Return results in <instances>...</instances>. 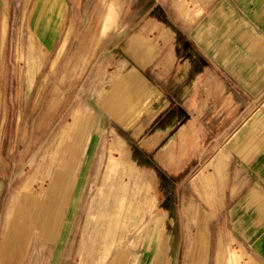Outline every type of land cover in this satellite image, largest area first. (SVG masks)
<instances>
[{"label": "crops", "instance_id": "0c3cea01", "mask_svg": "<svg viewBox=\"0 0 264 264\" xmlns=\"http://www.w3.org/2000/svg\"><path fill=\"white\" fill-rule=\"evenodd\" d=\"M149 1L151 12L141 13L139 26L147 17L149 35L158 28V20L167 23L168 29L174 33L169 39H164L168 51L159 58L157 67L149 68L140 60L125 71L120 67L115 72L118 75L114 76L113 86L97 99L99 112L111 122L124 124L123 127L133 133L140 134L149 124L157 123L153 128L155 143L151 148H157L158 161L162 158L167 164H174L173 159L178 155L176 162L183 165L184 171L197 161L200 164L207 158L213 160L210 167L219 177L222 176V183L209 181L211 186L217 187L215 202L208 200L204 207L193 204L184 207L183 230L192 231L193 239L197 231H203V261L209 264L214 232L212 225L220 219L222 224L215 227L216 246L221 231H230L238 238L234 236L236 242L240 239L243 243L239 244L253 264H264V0H168L171 5L167 13L161 9V0ZM87 2L76 0L77 5ZM69 11L66 0H34L25 22L28 32L23 42L25 52L16 47L13 56L15 68L11 63V68L7 65L1 72L4 85L3 88L0 86V252L10 251L11 244L16 246L17 231L10 230L15 206L21 202V196H16L19 178L24 172L21 166L28 163L39 135L47 131L53 120L51 109L55 90L52 91L51 87L57 85L54 81L58 82L59 62L67 54L75 29L74 21L66 22ZM106 11L86 19L88 29L96 32L99 28L96 44L108 40L111 24L102 32ZM75 20L77 24L80 22L77 14ZM126 20L120 28L128 27L127 22L133 19L127 17ZM65 23H68L67 28ZM63 27L67 31L62 38ZM7 32V21H3L0 30V61L3 64L7 60ZM154 51L152 49L151 56L155 57ZM170 56L173 60L166 66L164 62ZM20 59V64L24 61V67L21 69L22 79L17 81L15 77L20 72L17 73L19 67L16 63ZM173 87H176L175 94L171 90ZM22 89L27 93L23 99L20 96ZM181 90L183 96H179L177 101L175 97ZM178 107L183 108L185 115L182 129L171 135L170 125L176 117L166 124L170 116L165 117V113ZM145 113L149 114V119L143 118ZM8 114L14 120V129H11L16 133L10 135L11 141L5 134L10 124ZM181 132L182 145L177 147L170 141L179 139ZM166 138L169 144L160 147V141ZM33 139H37L35 143ZM22 144L26 146L24 151L22 148L18 150ZM181 156L184 159H180ZM87 170L79 167L80 177L70 183L71 178L63 181V177L71 174H66L65 170H57L53 174L51 168L48 178L56 177L51 190L54 198L62 189L66 190L67 185L68 188L74 185L71 201L74 210L85 181V175L83 179L81 177ZM142 171L152 173L153 179L157 180L154 170ZM206 177L200 174L198 180ZM196 186L192 181L189 183L195 195ZM54 200L58 203L57 199ZM214 203L215 207L212 206ZM59 210L54 212L56 216ZM167 218L168 225L173 226V218L169 215ZM71 219L68 215L60 230L63 235L69 232ZM192 220L196 221L193 230ZM52 228V231H37L45 244L49 241L54 244L52 237L60 233L54 230L55 226ZM23 232L18 250L23 247L26 235H30L28 231ZM247 248L254 257L248 254Z\"/></svg>", "mask_w": 264, "mask_h": 264}, {"label": "rangeland", "instance_id": "374dc122", "mask_svg": "<svg viewBox=\"0 0 264 264\" xmlns=\"http://www.w3.org/2000/svg\"><path fill=\"white\" fill-rule=\"evenodd\" d=\"M33 1L0 0V30L3 21H7L8 29L7 60L5 64L0 61L2 88V69L7 65L11 68V63L15 68L13 56L16 47L25 52L23 42L28 33L25 22ZM66 3L70 8L66 22L74 21L75 29L67 54L59 62L58 82L54 81L57 85L51 87L52 91L55 90L51 109L53 120L47 131L39 135L40 139L32 149L28 163L21 166L24 172L19 178L16 195L21 196V202L15 206L10 230L17 231L16 246L11 244L10 251L0 252V264H204L203 231H197L194 239L192 231L185 232L182 211L189 205L204 207L208 200L215 202L217 187L211 186L209 181L222 183V176L219 177L210 167L213 160L207 158L200 164L197 161L184 171L183 165L179 166L176 162L178 155L173 159L174 164L170 162L169 165L162 158L158 161L157 148H151L155 143L152 135L157 123L149 124L140 134L133 133L123 127L124 124L111 122L99 112L101 110L97 105V99L113 86L114 76L118 75L115 72L120 67L125 71L136 66L139 60L149 68L157 67L159 58L168 51L164 39H169L174 33L162 19L158 20L160 23L153 34H147V17L142 19L144 21L139 26L141 16L151 12L152 5L147 0H106V3L105 0H88L84 5H77L76 0H66ZM170 5L168 0H161V9L166 13ZM105 11L102 32L111 24L108 40L96 44L99 28L94 32L86 27L88 16L105 14ZM76 14L80 20L78 24ZM127 17L132 18V22H127L128 27L120 28ZM65 24L67 28L68 23ZM66 28L63 27L62 38ZM152 49L155 50V57L151 56ZM172 60V56L166 58L165 65L171 64ZM20 61L16 63L19 67L17 73L20 72L15 77L17 81L22 79L21 69L24 67V61L21 64ZM171 90L174 93L176 87ZM26 94L22 89V99ZM182 94L181 90L175 100L179 101ZM171 110L165 113V117L170 116L166 124L176 117L170 125L169 134L173 135L182 129L185 115L182 107ZM176 110L177 113L174 112ZM48 118L49 115L46 120ZM143 118L149 119V114L145 113ZM8 120L10 124L5 134L11 141L10 135L16 133L11 129L14 120L9 114ZM179 134V139L170 141L177 147L182 145V132ZM33 140L35 143L37 139ZM168 144L167 138L160 141V147ZM20 149L24 151L26 146L22 144L18 147ZM81 166L88 170L81 177L83 179L85 175V181L73 210L74 185L69 188L67 185L66 190L62 189L59 196L54 198L51 190L54 189L56 177L48 178V174L51 168L53 174L57 170H65L66 174L71 175H65L63 181L71 178V183L80 177L78 170ZM139 168L154 170L157 180L153 179L152 173H145ZM200 174L207 177L198 180ZM191 181L197 185L196 195L189 188ZM212 206L215 207V203ZM57 209H60L58 216L54 214ZM68 215L72 217L69 232L63 235L60 230ZM167 215L173 218V226L168 225ZM218 223L222 224L220 219ZM190 224L193 230L196 221L192 220ZM217 224L214 222L212 225L214 232L209 264H253L240 245L243 243L240 239L237 243L234 240L236 236L230 231H221L216 246ZM52 226L60 233L52 237L54 244L50 241L45 244L46 241L38 237L37 231H52ZM23 231L30 232V235H26L23 247L18 250ZM246 251L253 256L248 248Z\"/></svg>", "mask_w": 264, "mask_h": 264}, {"label": "bare ground", "instance_id": "6f19581e", "mask_svg": "<svg viewBox=\"0 0 264 264\" xmlns=\"http://www.w3.org/2000/svg\"><path fill=\"white\" fill-rule=\"evenodd\" d=\"M219 263V262H218Z\"/></svg>", "mask_w": 264, "mask_h": 264}]
</instances>
